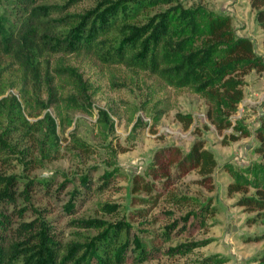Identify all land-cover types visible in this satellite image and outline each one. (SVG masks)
<instances>
[{
	"label": "rangeland",
	"instance_id": "rangeland-1",
	"mask_svg": "<svg viewBox=\"0 0 264 264\" xmlns=\"http://www.w3.org/2000/svg\"><path fill=\"white\" fill-rule=\"evenodd\" d=\"M109 4L134 11L138 25L164 18L169 40L180 42L181 51L212 46L210 74L223 44L207 41V22L228 14L234 34L250 38L264 62L257 19L264 1L0 0V15L8 25L34 6L46 21ZM57 65L77 76L58 72ZM209 90L176 86L90 51L46 53L25 69L0 50L2 230L7 244L26 240L22 245L30 247L17 250L16 263L37 248L40 231L54 240L57 259L74 243L80 244L74 256L81 257L90 242L95 256L111 259L124 246L123 260L107 264H264V208L243 202L264 188V158L256 147L264 68L245 74L234 104ZM195 138L217 161L213 189L192 170L151 201L136 202L132 178L148 177L155 150L168 144L187 150ZM29 222L31 229L21 225Z\"/></svg>",
	"mask_w": 264,
	"mask_h": 264
},
{
	"label": "trees",
	"instance_id": "trees-1",
	"mask_svg": "<svg viewBox=\"0 0 264 264\" xmlns=\"http://www.w3.org/2000/svg\"><path fill=\"white\" fill-rule=\"evenodd\" d=\"M263 1L252 0V3L258 5ZM132 13L125 7L109 4L93 12L65 14L40 21L42 15H46L45 11L34 6L23 19L18 22L9 20L8 25L7 18L0 15V50L15 57L25 69L34 68V62L46 53L90 51L106 63L146 68L176 86H195L198 90L210 88L209 94H218L228 104H234L241 98L245 74L253 68H264V62L255 53L251 39L234 34L228 14L212 15L207 22V41L210 45L223 44L213 60L215 73L210 74L206 63L212 54V46L181 51L180 42L169 40L164 18L149 25H138L132 21ZM257 19L264 32V9L258 10ZM59 24L67 25L66 31H59ZM55 70L77 76L70 67L57 65ZM257 130L259 143L256 147L264 158V113ZM216 165L213 152L205 146L202 138H195L187 150L175 144L163 145L153 154L148 177L140 174L133 176L131 190L139 193L134 195L136 202H149L160 190L170 187L192 170L199 173L198 181L202 185L213 189ZM237 184L234 188H238ZM257 193L255 197L244 198L243 202L264 208V188L258 189ZM4 220H7L6 215L0 213V264H18L14 258L17 250H30V247L22 245L26 240L6 243L2 230ZM21 225L25 229L32 228L30 222ZM38 234L40 242L37 248L29 254L24 253V261L20 264H107L108 261L123 260L124 246L115 250L111 259L109 253L107 257L95 256V251L88 248L90 242L81 257L74 256L80 245L74 243L57 259L50 245L55 243L54 240L40 231Z\"/></svg>",
	"mask_w": 264,
	"mask_h": 264
}]
</instances>
